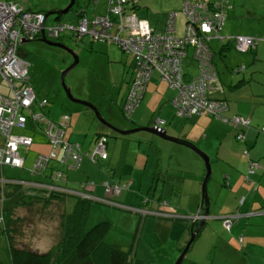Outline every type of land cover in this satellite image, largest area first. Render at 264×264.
Segmentation results:
<instances>
[{"label": "crops", "instance_id": "obj_1", "mask_svg": "<svg viewBox=\"0 0 264 264\" xmlns=\"http://www.w3.org/2000/svg\"><path fill=\"white\" fill-rule=\"evenodd\" d=\"M185 1L187 0H137L136 6H138L133 10L138 17L147 19L156 32H160L163 31L167 17L171 12H176L177 16L181 17L182 24L185 23L183 15ZM188 1H203L209 4L223 1L231 6L226 11L225 22L219 36L212 37L208 41L218 78L216 82L212 83L209 94L212 98L226 102L223 116L249 118V127H234L226 121L204 114L189 117L177 116L172 104L177 90L170 88L165 81L154 75L147 83L142 99L130 117L129 124L118 121L122 124L118 125L112 121L115 108L111 105L108 108V113L112 117L109 122L119 129L126 130L138 126H152L159 118L163 121L159 125L168 136L188 141L209 156L211 171L205 187L209 200L208 216L201 213L204 210V207L201 208L202 196L200 193H202L203 180L207 171L205 163L193 149L182 142L175 143L165 140L147 131L145 132L151 136V139L128 138L127 134L122 135L124 138L116 137L110 141L108 136L105 144L107 157L99 158L93 164L99 167L101 165L108 166L110 169L107 174L111 177L114 176L112 183L118 182L127 185L118 198L116 197L117 201H120L118 203L135 207L150 206L151 209L156 210L153 205L154 200L150 199L145 203L142 196L150 193L149 197L161 199L154 197V194L160 193L159 196L166 194L169 199H165V207L168 205L171 209L174 208V213L181 212L179 215L187 217L201 213L196 223L198 224L201 220L203 223L195 239L209 225L208 237H212L216 241L220 237L223 241V249L234 255L238 254L243 264H264V45L259 43L264 41V38L237 28L230 21L227 23V20L236 17L234 8L237 3L233 0ZM168 2L171 5H165ZM250 3V1L244 0L239 5L248 6ZM245 13L247 16V11ZM177 21L176 18V26ZM237 35L257 38L258 44L251 51L241 52L234 47L233 43L232 37ZM96 44L92 45V52L108 58L109 62L114 64V47H112L114 45L103 42ZM193 55V48L187 47L186 55L182 60L184 81L198 75V66ZM129 66L131 65L129 64ZM240 66H244V68L238 71ZM131 69L133 73V67ZM108 73L110 76L112 75L111 72ZM131 77L129 84L127 82L125 95L130 86ZM124 98L125 96L121 100V108L125 101ZM36 109L38 110L37 107ZM40 112L50 120L47 113L43 110ZM154 116H156L155 120ZM85 117L88 119V125H86L87 134L84 137L90 135L93 146L83 154L79 168L72 169L59 165L67 177L66 182L61 185L68 189L77 190L80 188V182L90 179V174L93 171H87L88 162L85 160V155L94 148L99 133H107L106 127L99 123L97 118L95 124L89 116ZM70 125L71 121L69 120L68 127ZM28 130L34 132L32 127ZM240 131L244 135L243 141L236 138V134ZM23 134L29 135L28 133ZM68 140L72 141L70 128ZM38 141L40 145L48 143L46 136ZM82 143L79 145L81 150ZM118 144L119 146H117ZM116 148L119 150L118 156L115 154ZM249 161L258 164L252 173L248 172ZM139 165L143 167L144 171L139 172ZM1 177L6 179L3 175ZM14 180L21 182V179ZM93 181L94 187L90 192L97 197L104 198L102 184L107 179L105 176L103 178L99 176L97 180ZM3 182L5 181H0V190ZM192 200L196 203L195 208H193ZM164 209L170 210L169 208ZM227 218L230 219V222L228 226H225L224 220ZM180 220L184 221V224L191 223L188 218H180ZM176 222H168V236L179 238ZM211 224H218L217 232L214 231ZM176 240L180 242V247L185 246V241L182 242L181 238Z\"/></svg>", "mask_w": 264, "mask_h": 264}, {"label": "rangeland", "instance_id": "obj_2", "mask_svg": "<svg viewBox=\"0 0 264 264\" xmlns=\"http://www.w3.org/2000/svg\"><path fill=\"white\" fill-rule=\"evenodd\" d=\"M12 1L23 4L27 8L44 11H49L53 8H63L69 2V0ZM233 1L237 3L234 8L236 17L227 20V23L230 21L237 28L246 30L259 38H264V0H248L251 2L248 6L239 5L244 0ZM165 5H171V3L168 2ZM80 9H84L89 18L107 13L105 0H99L96 5L93 1L89 3V0H77L72 10L60 15L59 18L55 14H50L46 19V24H53L56 21L74 22L76 11ZM244 10L247 11V16ZM177 20V35L183 36L185 23L183 22L182 24V19L179 16H177ZM62 42L78 56V63L65 76L66 84L73 96L93 103L107 121L112 118L108 113V108L111 105L115 108L114 120L112 119V121L118 125H122L118 121L129 124L131 119L124 118L120 105L122 98L125 96V88L128 86L127 82L129 84L131 74V81L134 79V71L132 73L131 69L133 67L134 70V57L122 52L117 45H114L112 46L114 47V64H111L108 58L92 52L90 48L91 41L87 36H84L82 40L76 41L67 32L63 35ZM259 43L264 45V41ZM20 48L26 54L25 58L29 61L28 75L38 98H45L48 102L45 108L41 109L38 107V110H43L47 113L49 119H56L64 113L68 115L71 125L67 130L71 129L72 142L80 145L84 139L81 152L85 154L88 148L93 146L90 141V135L84 137L87 134L86 125H88V119L85 116H89L95 124L96 117L88 107L69 101L62 89L60 75L62 70L72 62V55L63 49L35 40L21 44ZM108 72H111L112 75L110 76ZM152 75L158 76L155 71ZM155 117H153L154 120L156 119ZM106 129L110 141L120 136L112 130ZM27 130H14V132L28 133L33 137V142L28 149H20L21 154L25 158V165L22 168L3 166L1 174L4 178L31 181L43 179L42 176L33 174L31 167L37 154L48 156L51 153V146L48 143L40 145L38 139L45 136L43 133L39 131L34 133ZM126 137L151 139V136L143 130L128 134ZM156 140L157 137L155 138ZM118 152L119 150L116 148V156H118ZM60 156L61 151L57 150L56 158L50 161V168L62 170L59 167L58 159L62 163L60 165L65 163L61 162ZM85 160L88 162L87 171H93L90 174V181L97 180L99 176L100 178L105 176L107 181L114 182V176L111 177L107 174L110 169L108 166H96L87 155H85ZM68 164L72 165L71 161ZM64 166L62 167L65 168ZM142 171H144L143 167L139 165V172ZM117 176H119V173H117ZM159 194H154V197L161 199L152 198L154 200V208L165 212L175 210L168 205L165 207V199H169V196L164 194L160 195V197ZM148 195L150 193L143 195L142 200L149 199ZM200 195L202 196V193ZM75 201V196L66 195L64 202L67 213L71 212ZM191 202L193 208H195L196 203L193 200ZM164 208H169L170 210ZM63 209V203L58 201H51L49 205L43 206L41 202L31 200L27 205L16 207L12 215L15 221L12 227L15 231L10 233L11 242L8 241L7 237L0 238V256L3 253V247L10 243L16 247H25L36 251H46L55 246L62 236L61 217L63 216ZM178 213L180 214L181 212ZM101 220H108L111 223L107 241L122 247L124 250H131V260L135 258L141 259L142 264H173L180 253V242L176 240L178 238L168 236L167 229L168 222L174 223L177 220L155 216H147L145 218L140 214H135L120 207L92 203L88 212L86 228H90ZM176 225L178 236L182 242L185 241V244L189 238V230L185 229V224L182 220H178ZM211 226L217 232L218 224H211ZM208 233H210L209 225L206 226L204 232H200L196 239L193 240L181 264H243L238 254L234 255L230 251L223 249V241H221L220 237L216 241L212 237L209 238Z\"/></svg>", "mask_w": 264, "mask_h": 264}, {"label": "built area", "instance_id": "obj_3", "mask_svg": "<svg viewBox=\"0 0 264 264\" xmlns=\"http://www.w3.org/2000/svg\"><path fill=\"white\" fill-rule=\"evenodd\" d=\"M112 6L105 15L93 17L91 21L81 19L78 24L62 26L47 25L44 12L26 9L24 5L13 1L0 0V169L2 166L20 167L25 164V158L20 149H27L32 144V137L14 132L15 129H25L31 123L33 129L43 133L51 153L38 155L33 163V171L44 172L49 159L56 158L57 150L61 151L60 160L73 161L77 167L81 161L78 145H71L64 140V132L68 126V115H62L56 122L31 106L35 102V91L28 76V61L21 55L20 46L23 39H33L44 31L48 38L56 37L64 29L74 31L82 36L86 33L97 39L114 41L121 49L134 55V73L130 88L126 95L123 111L129 115L137 106L146 88L151 74L155 71L170 88L176 89L173 99L176 114L181 117L192 115H208L226 121L230 125L248 126L249 119L241 116L227 118L223 116L226 104L219 99L207 95L210 82L215 80L216 73L211 63V53L207 42L212 37H218L224 23L228 3L215 1L211 4L201 1H185L183 14L185 16V32L183 36L176 34L177 13H169L163 31L156 32L147 19L128 13L122 7L124 0H109ZM236 47L240 51L253 49L258 43L257 38L237 35ZM192 47L197 60L198 75L190 81H183L182 58L186 48ZM45 100L39 102V106ZM29 119V120H28ZM28 121V122H27ZM237 139L243 140V133L238 132ZM105 137H100L95 145L90 159L105 158ZM258 164L249 161L248 172L252 173ZM60 176L56 171L53 177ZM0 173V181H2ZM16 182V181H15ZM39 186L50 190L63 188L48 184ZM107 193L119 192V186L105 182ZM2 198H0V202ZM1 222V218H0ZM230 219L224 220L228 226Z\"/></svg>", "mask_w": 264, "mask_h": 264}, {"label": "trees", "instance_id": "obj_4", "mask_svg": "<svg viewBox=\"0 0 264 264\" xmlns=\"http://www.w3.org/2000/svg\"><path fill=\"white\" fill-rule=\"evenodd\" d=\"M92 1L95 5L98 4L97 3L98 0H89V3ZM105 2L107 5V13H108V9L112 6V3L109 0H105ZM76 3L77 0H74V3L69 8V10H72L73 6ZM116 3H117L116 0H114V5ZM136 3L137 0H124L122 7H124L128 13H134L136 15V13L133 10L138 6V5L136 6ZM25 8L36 10L32 8H27L26 6ZM53 9H57V8H53ZM38 11H42L45 13L47 12L40 9H38ZM59 16L60 15H56L57 18H59ZM93 17L96 16H92L89 18L86 15V11L84 9L83 10L80 9L76 11L74 22L56 21L55 23L49 25L60 24L62 26H67V25L76 26L81 19L86 18L87 20L91 21ZM67 32L69 33L70 37L76 41L82 40L84 36L89 37L91 41L90 48L92 47L93 44H96L98 42L117 45L114 41H111L109 39H97L94 38V36L90 35L89 33L80 36L76 32L69 31L66 29L61 31L58 34V36L51 37L50 39L64 44L62 42V38L63 35L66 34ZM36 37H34L33 39H35ZM33 39H27V41L29 42ZM91 50H93V48H91ZM121 51L127 53L123 49H121ZM127 54H130L131 56L134 57V55L131 53H127ZM35 96H36L35 102L34 105L31 106V109L34 111L36 107L37 108L40 107L41 109L45 108L48 103L47 100L45 98L42 99L38 98L36 92H35ZM43 100H45V103L39 106L38 103ZM136 108L132 110V112L129 115L124 113V118L130 119ZM63 115L66 114L64 113ZM61 116L62 115H59L56 119H50V120L56 122L57 120H59ZM30 127L34 128V125L31 123V121H30V125H28L25 129H21V130L30 129ZM15 130H19V129H15ZM33 130L35 133L37 131L40 132L39 129H33ZM68 136H69V130L66 129L64 132V140L69 142L73 146L78 145L68 140ZM101 136H108V132L99 133V135L96 137L95 142H97L99 137ZM119 138H124V136L120 135ZM187 143L190 144V142ZM92 152L93 149L90 153ZM89 155L90 154L87 153V156ZM53 159L54 158L52 157L49 159L47 168H45L44 172L42 171V173H39L37 171L34 172L32 165L31 172L35 175L42 176L43 179L34 180V181L21 179V182H17L16 180H15L16 182H12L13 180H8L6 182L1 183L2 188L0 190V198H2V201L0 203V218H1L0 238L7 237L8 241L11 242L12 239L10 233H13L15 231L14 228L12 227V225L15 223L12 217L14 209L22 205H27L30 203L31 200H34L41 202L43 206L49 205L51 201H58L63 203L64 209H63V216L61 217L62 236L60 240L57 242L55 246H52L50 249L46 251H36V250H30L25 247H16L10 243L6 247H3V253L0 256V264H142L141 259L138 258H135L134 260L130 259L131 250L129 251L124 250L122 247L107 241L108 234L111 229V223L108 220H101L95 223L94 225H92L90 228H86V221L91 204L92 203L103 204V203H100L99 201L96 202L91 198L85 199V198H78V196H75L76 197L75 204L73 205L71 212L67 213L64 200L66 198V195H69V193L63 192L59 189L50 190L39 186V184H43V185L48 184L51 186L65 188L61 185V183H65L67 180V177L63 169L60 170V169L50 168V161ZM69 161L71 160H67L66 162H63L65 163L64 165H66V167L68 166L69 168L76 169L77 167L74 165L75 163L71 161L72 165H70L68 164ZM58 163L59 165L62 164L60 163L59 159H58ZM16 168H20V167H16ZM1 171L2 170L0 169V173ZM56 171L60 172V176L53 177ZM84 188L87 190L93 188V186L90 184L89 179L80 182V188L78 190L80 189L84 190ZM149 199L152 200V197H149ZM111 200L114 202L113 207L119 205L118 202L120 201L119 200L117 201L116 197L111 198ZM147 202L148 200L145 203ZM103 205H107V204H103ZM147 209L151 212L154 211V209H151L150 206ZM147 216H155V217L167 218L171 220H180V218L175 216L174 217L158 216V215H154L153 213H146L145 218ZM190 225L191 223L185 224V229L189 230ZM182 249L183 247H180L179 252H181Z\"/></svg>", "mask_w": 264, "mask_h": 264}, {"label": "water", "instance_id": "obj_5", "mask_svg": "<svg viewBox=\"0 0 264 264\" xmlns=\"http://www.w3.org/2000/svg\"><path fill=\"white\" fill-rule=\"evenodd\" d=\"M74 0H69V2L66 4V6H64L63 8H59V9H52L50 11H47L45 13V16H48L50 14H55V15H62L65 14L69 11V8L73 5ZM24 43L28 42L27 40H22ZM39 41L44 42L45 44L49 45V46H53V47H58L61 48L63 50H66L67 52H69L72 57L73 60L71 63H69L61 72L60 75V83L62 86V89L64 90L67 98L69 99V101L73 102V103H77L80 105H85L87 107H89L90 109L93 110V112L95 113V117L97 118V120L103 124L104 126H106L108 129L114 131L117 134L120 135H127L130 133H134L136 131L139 130H143V131H147L149 133L155 134L158 137L165 139V140H169V141H173L175 143L178 142H182L184 143V145L190 147L191 149H193L204 161L205 166H206V174L203 180V185H202V201H201V208L204 207V212L203 215L208 216V212H209V200H208V196L205 190V187L207 185L209 176H210V163H209V156L204 153L203 151H201L200 149L194 147L192 145V143L188 144V141H184L182 139H178V138H174V137H170L166 134L164 129H160L158 127H154V126H139V127H134L132 129L129 130H123V129H119L118 127L114 126L112 123H110L109 121H107L102 114L100 113V111L98 110V108L91 102H88L86 100H81L78 98H75L70 90V88L68 87V85L66 84L65 81V76L67 75V73L78 63V56L73 52V50L71 48H69L68 46H66L65 44H62L60 42H56L53 41L51 39H47L45 34L43 33V31H41V36L39 38ZM203 220H201L197 226L193 229L194 224L191 225L190 227V238L188 239V241L186 242L184 248L182 249V251L179 253V255L177 256V258L175 259L173 264H181L183 259L185 258L190 245L192 244L193 240L195 239V236L200 228V226L202 225Z\"/></svg>", "mask_w": 264, "mask_h": 264}, {"label": "clouds", "instance_id": "obj_6", "mask_svg": "<svg viewBox=\"0 0 264 264\" xmlns=\"http://www.w3.org/2000/svg\"><path fill=\"white\" fill-rule=\"evenodd\" d=\"M7 1H12V0H7ZM14 2V1H13ZM201 2H203V1H201ZM15 3H18V2H15ZM19 4V3H18ZM23 5V4H22ZM230 8H231V6H230ZM31 10V9H30ZM228 10V9H227ZM226 10V11H227ZM44 14H45V12H44ZM184 15V14H183ZM49 16V15H48ZM48 16H45L46 17V19L48 18ZM225 17H226V14H225ZM224 22H225V20H224ZM223 25H224V23H223ZM223 25H222V27H223ZM222 27H221V29H222ZM221 29H220V31H221ZM41 31H43V30H41ZM219 31V32H220ZM43 33H44V31H43ZM45 34V33H44ZM40 36H41V34H40ZM46 36V35H45ZM47 37V36H46ZM221 38V37H220ZM222 38H225V37H222ZM234 40H233V43H234V47L237 49V47H236V43H235V37L233 36L232 37ZM24 40V39H23ZM25 40H27V39H25ZM52 40V39H51ZM22 43H23V41H22ZM258 44V43H257ZM207 45H208V42H207ZM208 49H209V46H208ZM254 49V48H253ZM253 49H248V50H246V51H241V52H248V51H251V50H253ZM238 50V49H237ZM209 51H210V49H209ZM240 51V50H239ZM20 53H21V55L24 57V55L22 54L23 52H22V50L20 51ZM211 53V52H210ZM193 57H194V55H193ZM25 58V57H24ZM194 59H195V57H194ZM182 60H183V58H182ZM196 60V59H195ZM29 63V62H28ZM196 63H197V60H196ZM211 63H212V65H213V67H214V69H215V73H216V78H215V80H213L212 82H210V84H209V88H208V90H207V95L210 97V98H212L211 96H210V94H209V90H210V87H211V85H212V83H214V82H216L217 81V72H216V68H215V65H214V63H213V61H212V54H211ZM244 68V66H240L239 68H238V71H241L242 69ZM182 70H183V66H182ZM157 75H158V73H157ZM183 75H184V73H183ZM29 76V75H28ZM159 76V75H158ZM151 77H152V74H151ZM151 77H150V79H151ZM30 78V77H29ZM159 78H160V76H159ZM192 78H194V76L193 77H191L189 80H187V81H190ZM149 79V80H150ZM161 79V78H160ZM182 79H183V76H182ZM162 80V79H161ZM183 81H184V79H183ZM187 81H185V82H187ZM32 84V83H31ZM131 84V83H130ZM129 88H130V86H129ZM129 88H128V90H129ZM128 90H127V93H128ZM145 92V89H144V91H143V93ZM127 93H126V95H127ZM143 93H142V95H141V98H140V100L142 99V96H143ZM126 95H125V98H126ZM125 98H124V100H125ZM212 99H215V98H212ZM140 100H139V102H140ZM220 100V99H219ZM173 101V100H172ZM222 101H224V100H222ZM139 102H138V104H139ZM225 102V101H224ZM124 104V103H123ZM138 104H137V106H138ZM172 104H173V102H172ZM225 104H226V102H225ZM227 105V104H226ZM136 106V107H137ZM135 107V108H136ZM173 107H174V109H175V114H176V108H175V106L173 105ZM134 108V109H135ZM133 109V110H134ZM121 113H122V115L124 116V111H123V106H122V108H121ZM177 115V114H176ZM178 116V115H177ZM69 117V116H68ZM181 117V116H180ZM46 118V117H45ZM244 118V117H243ZM246 119H249V118H246ZM161 122H163L161 119H159V118H157L156 120H155V123L152 125V126H154V127H158V128H162L159 124L161 123ZM100 123V122H99ZM111 123V122H110ZM68 124H69V122H68ZM103 125V124H102ZM249 125H250V119H249ZM249 125L248 126H244V127H249ZM115 126V125H114ZM68 127V126H67ZM106 127V126H105ZM117 127V126H116ZM139 127V126H138ZM107 128V127H106ZM67 129V128H66ZM163 129V128H162ZM110 130V129H109ZM123 130H126V129H123ZM127 130H129V129H127ZM114 132V131H113ZM241 132V131H240ZM243 133V132H242ZM120 135V134H119ZM237 135V134H236ZM101 137H105V142H104V147H105V144H106V141H107V137L108 136H101ZM243 137H244V135H243ZM100 138V137H99ZM238 140H240V139H238ZM243 140H244V138H243ZM243 140H240V141H243ZM96 141V140H95ZM96 143L97 142H95V145H96ZM95 145H94V148H95ZM31 146V145H30ZM79 147V146H78ZM29 148V147H28ZM27 148V149H28ZM94 148H93V150H94ZM81 152V151H80ZM105 152H106V148H105ZM90 155H91V153H89ZM40 155H42V154H40ZM90 155L88 156L89 157V159H90ZM106 157H107V152H106ZM105 157V158H106ZM82 158H83V153L81 152V161H82ZM99 158H101V157H97V159L93 162L91 159H90V161L92 162V163H96L97 162V160L99 159ZM105 158H102V159H105ZM81 161H80V163H81ZM80 163H79V165H80ZM25 165V164H24ZM78 165V166H79ZM77 166V167H78ZM2 175V174H1ZM8 180H10V179H4V181L6 182V181H8ZM11 180H13V179H11ZM12 182H15V180H13ZM105 182H107V183H109V185H112V186H114V185H117V186H119V192L118 193H115L114 194V192H110V193H107L106 191H105V186H104V183ZM103 184H102V187H103V192H104V198H102V197H97L96 195H94L92 192H90V190L92 189V188H90V189H85L84 188V190H73V189H68V188H63L65 191H63V192H66V193H69V195H72V196H78V198H85V199H88V198H91L92 200H94V201H99L100 203H103V204H107V205H110V206H113L114 205V202L111 200V198H114V197H118L121 193H122V191L124 190V189H126L127 188V185L126 184H119L118 182H116V184H114V183H110V182H108V181H105ZM90 184L94 187V181L93 180H91L90 181ZM41 185H43V184H41ZM149 201L150 199H146L144 202H146V201ZM1 203V202H0ZM117 206H119L120 208H123V209H125V210H128V211H131V212H134V213H138V214H140V215H142L143 217H145L146 216V213H153L154 215H158V216H167V217H180V218H183V219H190V221H191V225L192 224H194V226H193V229L195 228V225H196V222L198 221V216L202 213H199L198 215H195V216H192V217H187V216H185V215H179V214H177V213H174L175 212V210H172V212H165V211H158V210H154L153 212H151V211H149L147 208L148 207H139V206H126V205H123V204H120L119 203V205H117ZM162 208V207H161ZM204 212V211H203ZM189 238H190V236H189ZM188 238V239H189ZM188 241V240H187ZM186 241V242H187ZM186 244V243H185ZM191 246V245H190ZM184 248V247H183Z\"/></svg>", "mask_w": 264, "mask_h": 264}, {"label": "flooded vegetation", "instance_id": "obj_7", "mask_svg": "<svg viewBox=\"0 0 264 264\" xmlns=\"http://www.w3.org/2000/svg\"><path fill=\"white\" fill-rule=\"evenodd\" d=\"M39 38H40V36H37L35 39H33V40H35V41H39ZM47 39H50V38H48V37H46ZM39 42H41V41H39ZM44 43V42H43ZM45 44V43H44ZM24 56H26V54H24V53H22Z\"/></svg>", "mask_w": 264, "mask_h": 264}]
</instances>
